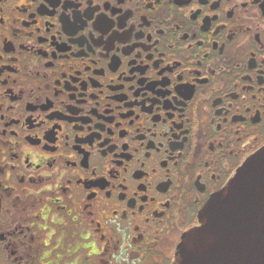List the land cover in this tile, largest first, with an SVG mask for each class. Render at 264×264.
<instances>
[{
	"label": "flooded vegetation",
	"instance_id": "1",
	"mask_svg": "<svg viewBox=\"0 0 264 264\" xmlns=\"http://www.w3.org/2000/svg\"><path fill=\"white\" fill-rule=\"evenodd\" d=\"M264 150V0H0V264H173Z\"/></svg>",
	"mask_w": 264,
	"mask_h": 264
},
{
	"label": "water",
	"instance_id": "2",
	"mask_svg": "<svg viewBox=\"0 0 264 264\" xmlns=\"http://www.w3.org/2000/svg\"><path fill=\"white\" fill-rule=\"evenodd\" d=\"M173 264H264V150L210 198Z\"/></svg>",
	"mask_w": 264,
	"mask_h": 264
}]
</instances>
